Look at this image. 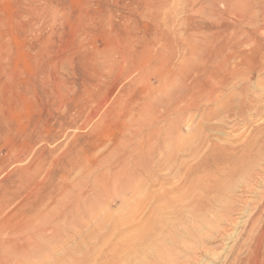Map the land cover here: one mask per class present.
Here are the masks:
<instances>
[{"label":"rangeland","instance_id":"374dc122","mask_svg":"<svg viewBox=\"0 0 264 264\" xmlns=\"http://www.w3.org/2000/svg\"><path fill=\"white\" fill-rule=\"evenodd\" d=\"M263 10L264 0H0V264H106L111 238L144 224L166 190L155 207L194 190L197 214L176 213L190 204L165 214L178 223L165 232L168 262L158 245L141 260L198 257L172 245L180 238L225 264L245 231L228 264H264L249 250L264 225V165L232 178L223 162L264 126V44L245 43L264 40ZM106 212L118 231L103 241Z\"/></svg>","mask_w":264,"mask_h":264},{"label":"bare ground","instance_id":"6f19581e","mask_svg":"<svg viewBox=\"0 0 264 264\" xmlns=\"http://www.w3.org/2000/svg\"><path fill=\"white\" fill-rule=\"evenodd\" d=\"M264 11V10H263ZM262 11V12H263ZM261 12V13H262ZM259 20H261V19H259ZM260 26L258 27V31H264V18H263V23H261L260 22V24H259ZM237 28V27H236ZM253 31H255L254 29H253ZM260 32H258V34H259ZM257 34V33H256ZM246 35V34H245ZM248 35H250V34H248ZM245 38H246V36H245ZM252 38V36H250L246 41H245V43H247V45L249 46V44L250 45H255L256 47H255V49H252V53H254V51L255 50H258V49H260V50H262V46H263V44H264V40H257L256 42H253V40L251 39ZM249 42V43H248ZM264 49V48H263ZM256 52V51H255ZM263 58V57H262ZM264 68V67H263ZM234 73V71L232 72V74ZM243 88V87H242ZM263 98H264V94L263 95H261L260 97H259V100H263ZM250 98H248V97H243L242 98V101L241 102H244L243 103V106L244 107H246L247 105L249 106H253V104H252V102H253V99H250V101L248 102V100H249ZM257 107V106H256ZM233 108H235V104L234 103H232V106L230 107V110H232ZM264 112V111H263ZM236 113H238V114H240L239 113V111L238 112H236ZM235 113V114H236ZM251 123V122H250ZM252 129V128H251ZM261 130V131H260ZM256 131H258L257 133L259 134V136H257V138H255L254 137V132H256ZM252 133H251V135L249 136V138H245V140H243V142H241L239 145H235L234 147L235 148H232V149H230L229 150V155H228V157L226 158V160H225V158H222V153L224 152V150H226V147H224L223 145H218L216 148H215V151L214 152H217V154H219V156H220V158H222V159H220V160H225V161H223L224 163H226L227 162V166H226V168H227V170H228V173L230 174V176L232 177V178H234V177H236L237 175H238V173L239 172H241V171H245L246 169H248V168H250L251 167V165H253V164H261V165H264V126L263 127H260V128H258L257 130L256 129H252V131H251ZM200 133V132H199ZM241 134H242V131H241ZM248 135V134H247ZM232 136H234V135H232ZM239 136L241 137V135H240V133H239ZM238 136V137H239ZM235 137V136H234ZM246 137V136H245ZM229 143V142H228ZM227 142H226V144H228ZM237 155H239V157L238 158H235V156L237 157ZM218 156V157H219ZM261 161V163H259ZM252 168V167H251ZM263 168V167H262ZM264 173V172H263ZM264 176V175H263ZM261 178H262V175L260 174V171H252L250 174H249V176H248V181H246V182H242V187L243 188H245V189H247L246 191H249V190H251V189H253V185L257 182L255 179H258L259 181H261ZM234 180V179H233ZM264 180V179H263ZM258 181V182H259ZM202 182V181H201ZM264 182V181H263ZM225 183V182H224ZM202 184V183H201ZM221 184H223V182L221 183L220 182V184H217L216 186H218V187H221L222 185ZM203 185H205V183L203 184ZM208 185V184H207ZM212 186H214L213 184H212ZM256 186V185H255ZM260 186V185H259ZM177 187V186H176ZM193 187V186H192ZM263 187V186H262ZM212 188V187H211ZM217 188V187H216ZM225 188V187H224ZM227 188V187H226ZM226 188H225V190H226ZM261 188V187H260ZM178 189V188H177ZM223 189V188H222ZM230 189V188H229ZM256 189V188H255ZM164 190V189H163ZM166 190V189H165ZM207 190V189H206ZM218 190H220V189H218ZM180 191V190H179ZM202 191V190H201ZM252 191H254V190H252ZM259 191V190H258ZM262 191V190H261ZM171 192H173V191H163V195H159V196H157V195H155V196H151V206L153 207V215H151L150 217H148V219L144 222V224L143 223H141L140 225H139V227H138V229H136V230H132L131 232H126L125 230H121V231H118V225H117V223H116V221L111 217V215L110 214H108V212H106V213H104L102 216H101V218H100V221H99V225H100V227H101V229H103L104 231H106V232H104L102 235H101V238H102V240L103 241H108L109 240V238L107 237V230H108V227H110L111 229H112V235H115L116 233H117V231H118V234H117V236L118 237H116V236H113V237H115V240L113 241V239L114 238H111L112 240L110 241V244L112 245V247H111V251L109 252L110 253V255H112V258L111 259H107L106 260V264H122V261H121V258L123 259L124 258V256H118V255H120V254H124L125 256H127L128 258H126V263L125 264H127V263H131V262H140V263H142V264H148V261H146V263H145V261H144V259L143 260H141V257L137 254V253H139V252H145V254H144V256H145V259L147 258L148 259V251H152V252H154L153 250L155 249L154 247H155V245H158L159 247H158V249L155 251V253H157V251L161 254L160 256L162 257V259H165V261H167V257H169L170 258V255L171 254H169V250L167 249V247L168 246H163V242H164V240H165V238H167V237H165V232H166V230H167V227L169 226V225H174V227L175 226H177L176 224H178V223H175V222H173V221H169L168 219H166V217H165V214H167L168 212H170V211H172V210H174V211H176L175 209H176V206H185L186 207V205H188V204H190V205H192L191 206V208L190 209H180V210H177L176 211V213L177 214H183V213H185V212H188V214L190 213V216L191 215H196L197 213L195 212V210H197L198 209V203H196V201H195V196H196V191L194 192V190L191 192V193H179V194H177L175 197H171V198H168V200H166V202H164V203H162V205H158L157 207H155V205L156 204H160L162 201H165L164 199L166 198V196H167V194H169V193H171ZM250 192V191H249ZM260 192V191H259ZM142 192H134V193H132V195H131V197L133 198V200H136V198H137V200H140V201H143V200H145L146 198H147V196H148V198L150 197V195H151V193L150 194H146V193H144V194H142L140 197H135L136 195H138V194H141ZM257 193V192H256ZM198 194V193H197ZM255 194V193H254ZM262 194V193H261ZM206 195V194H205ZM252 195V194H251ZM256 196V195H255ZM204 197V196H203ZM220 197V196H219ZM217 198V197H216ZM259 198V197H258ZM219 199V198H218ZM210 200V199H209ZM216 200V199H215ZM222 200V199H221ZM220 200V201H221ZM240 200V199H239ZM256 200V199H255ZM261 200V201H260ZM259 201H260V207H261V204H263L264 203V192H263V195H261V199H260ZM217 201V200H216ZM249 201V200H248ZM230 203H232V202H230ZM155 204V205H154ZM233 204V203H232ZM245 204V203H244ZM243 204V205H244ZM259 204H258V206H259ZM252 205V204H251ZM255 206V205H254ZM257 206V207H258ZM251 207V206H250ZM256 207V208H257ZM236 208V207H235ZM241 208V207H240ZM256 208H254V209H256ZM204 209V208H203ZM232 209V208H231ZM186 210V211H185ZM202 210V209H201ZM196 213V214H195ZM253 213H255V212H253ZM227 215V214H226ZM133 216V214H132V212H130L129 213V215H128V217L127 218H129V217H132ZM178 216V215H177ZM177 216L175 217L176 219H177ZM184 216V215H183ZM189 216V218H191ZM198 217V216H197ZM202 217V216H201ZM200 217V218H201ZM226 217V216H225ZM120 218V217H119ZM181 218H183L182 216H181ZM180 218V219H181ZM196 218V217H195ZM120 219H123V218H120ZM175 219V220H176ZM179 219V218H178ZM237 219V218H236ZM111 220H113L114 222H112V224L110 225L109 223H110V221ZM174 220V219H173ZM191 220H194V219H191ZM196 220V219H195ZM230 220V219H229ZM260 220V219H259ZM250 221H251V219H250ZM250 221L248 222L249 224H250ZM194 222V221H193ZM220 222V221H219ZM189 223H191V222H189ZM243 223H245V222H243ZM258 223V222H257ZM264 223V222H263ZM241 224V223H240ZM248 224V225H249ZM253 224H255V223H253ZM251 225V227H252V230H256L257 228H256V225H255V227H254V225ZM259 224V223H258ZM180 225V224H179ZM246 225V224H245ZM262 225V224H261ZM250 227V228H251ZM173 228V227H172ZM205 228V227H204ZM207 228V227H206ZM222 228V227H221ZM255 228V229H254ZM184 229V228H183ZM182 229V230H183ZM212 229V228H211ZM226 229V228H225ZM171 230V229H170ZM208 231V229H205V231ZM216 230V229H215ZM174 231V230H173ZM192 231H193V229H192ZM225 231V230H224ZM116 232V233H115ZM184 232H186V231H184ZM188 232V231H187ZM186 232V233H187ZM209 232V231H208ZM245 231H241V233H238L237 234V237H239V239L237 238L236 240H238L232 247L234 248V251L237 249V248H241L242 246H243V244L240 242V239L242 238V236H243V233H244ZM253 232V231H252ZM256 232H257V235H255L254 237H253V241H250V242H252L253 244H252V248L251 249H249L252 253H254V259H253V261H257L258 260V258H259V256H261L260 254H262V253H264V225H262L261 226V228H260V230H256ZM182 233V232H181ZM189 233V232H188ZM200 233V232H199ZM212 233V232H211ZM215 233V232H214ZM219 233V232H218ZM225 233V232H224ZM254 233V232H253ZM252 233V234H253ZM191 234V233H190ZM197 234V233H196ZM210 234V233H209ZM216 234V233H215ZM220 234V233H219ZM120 235V236H119ZM167 235V234H166ZM186 235V234H185ZM184 235V236H185ZM189 235V234H188ZM218 235V234H217ZM216 235V236H217ZM234 235V234H233ZM232 235V236H233ZM168 236V235H167ZM170 236H172V235H170ZM187 236V235H186ZM191 236V235H190ZM190 236H188V237H190ZM194 236V235H193ZM197 236V235H196ZM229 236V235H228ZM231 236V235H230ZM235 236H236V234H235ZM182 237V236H181ZM212 237H213V235H212ZM178 238V237H177ZM186 238V237H185ZM184 238V239H185ZM214 238V237H213ZM217 238V237H216ZM108 239V240H107ZM172 239V238H171ZM173 239H174V237H173ZM180 239V238H179ZM174 240V241H172L173 243H172V245H178L179 246V248H180V245L184 248V249H186L187 250V252L188 251H190V252H192V253H194L195 255H198V257L199 256H205V259L203 260V262H204V264H207V263H205L206 262V260L207 259H209V260H211V263L210 264H214V262L216 261V260H219L220 259V256L218 255V253L216 254V253H214V255H212L211 257V259L209 258V254H208V252L210 253V255L212 254V252H210L211 250L209 249L208 250V248H205V247H202V245L200 246L198 243H196V244H198V245H196L195 246V243H193V246H190L189 247V244L188 243H190V242H186V241H184V240ZM182 239V238H181ZM190 239V238H189ZM209 239H211V238H209ZM167 240H168V238H167ZM166 240V241H167ZM252 240V239H251ZM165 241V242H166ZM109 243V242H108ZM109 244V245H110ZM166 244H167V242H166ZM165 244V245H166ZM108 245V244H107ZM154 245V249H150V250H148V247L150 246H153ZM206 246V245H205ZM181 247V248H182ZM231 247V248H232ZM169 248V247H168ZM249 248H250V246H249ZM186 250H184V251H186ZM109 251V250H108ZM182 251V250H181ZM234 251H232L231 252V254L229 255V257L228 256H226V258H225V264H228V262L231 260V258L233 257V255H234ZM250 252V253H251ZM184 253V252H183ZM194 254H193V256H194ZM208 254V255H207ZM105 255V254H104ZM109 255V254H108ZM166 255H168V256H166ZM249 255V254H248ZM251 255V254H250ZM160 256H157V258L158 257H160ZM238 255H236V257L234 256V260H236V262L238 263V261L240 260L241 262H243L242 261V259L241 258H239V257H237ZM198 257H187V258H185V260H184V262H182V263H179L178 262V260H176V262H171L170 264H191V263H200L202 260H201V258L199 259ZM106 258H108V256L106 255ZM182 258V257H181ZM144 261V262H143ZM156 262H157V260H156ZM168 262V261H167ZM154 263H155V260H154ZM166 263V262H165ZM164 263V264H165ZM149 264H151V263H149ZM153 264V263H152ZM155 264H157V263H155ZM161 264H163V260H162V263ZM236 264V263H235Z\"/></svg>","mask_w":264,"mask_h":264}]
</instances>
